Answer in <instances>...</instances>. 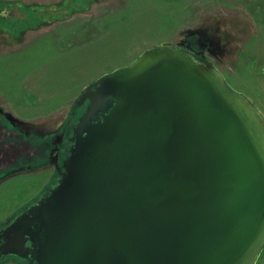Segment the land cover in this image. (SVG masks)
<instances>
[{
	"label": "water",
	"instance_id": "95a60500",
	"mask_svg": "<svg viewBox=\"0 0 264 264\" xmlns=\"http://www.w3.org/2000/svg\"><path fill=\"white\" fill-rule=\"evenodd\" d=\"M178 46L84 89L57 185L16 218L10 251L30 264H257L264 113Z\"/></svg>",
	"mask_w": 264,
	"mask_h": 264
},
{
	"label": "rangeland",
	"instance_id": "374dc122",
	"mask_svg": "<svg viewBox=\"0 0 264 264\" xmlns=\"http://www.w3.org/2000/svg\"><path fill=\"white\" fill-rule=\"evenodd\" d=\"M207 27L232 40L217 67L264 113V0H0V109L19 122L17 130L0 118V139L3 148L13 133L32 143L17 161L0 162L4 173L26 164L0 180V223L56 185L40 146L79 122L87 86Z\"/></svg>",
	"mask_w": 264,
	"mask_h": 264
},
{
	"label": "flooded vegetation",
	"instance_id": "af4514ba",
	"mask_svg": "<svg viewBox=\"0 0 264 264\" xmlns=\"http://www.w3.org/2000/svg\"><path fill=\"white\" fill-rule=\"evenodd\" d=\"M219 26V25H216ZM210 28H204L203 30H192L190 31L186 36H184L179 43H177L179 46L177 47L180 50H184L188 53H191L192 55H195L199 58H202L209 63H211L215 69H217L221 74H223L219 68L217 67L218 62L228 53V44L232 42V40L229 39V37L223 35L220 36V29L219 27L213 30L214 33H209ZM225 77V75L223 74ZM226 79V77H225ZM227 81V79H226ZM228 85L230 86L229 82L227 81ZM231 87V86H230ZM232 88V87H231ZM233 89V88H232ZM236 91V90H235ZM88 106L89 101L85 102ZM87 108V107H86ZM86 110V109H85ZM85 112H83L80 117ZM0 118H5L6 121L12 126L13 129H15L18 126V121H16L12 116H10L7 113L2 112L0 109ZM3 122L0 121V127L2 126ZM79 122L73 126L72 124L69 127V131L66 133L62 132L59 133L55 136V138H52L51 141L47 142L44 140L43 146L44 147L41 151H44L43 157L41 158V163L42 165H50L52 164L53 170H54V175H55V181L56 185L58 182V179L60 178L58 169L63 166L64 161L68 158L70 154V149L74 143V136H75V129L77 128ZM17 130L18 127L16 128ZM0 134H1V128H0ZM10 135V138L6 139L7 141V146L6 148H3L4 140L0 139V162H2L4 159L6 161H17L18 160V154L21 150H26L29 148V145H32V143L24 144L26 143L25 141L21 142L20 141V136L17 135L15 136L13 133V136ZM28 143V142H27ZM21 148V149H20ZM34 158V157H33ZM33 158L28 159L26 163L28 164L27 168H33L34 166V160ZM13 159V160H12ZM32 161L33 163H30ZM19 166L17 168L11 167L7 172L4 173L3 170L0 171V180H3L7 177L13 176L15 173L18 172L20 169H24L26 166ZM53 181V179H52ZM55 185V186H56ZM54 186V187H55ZM52 188L48 189L46 192L42 193L41 195L43 196L44 194L48 193ZM40 197V196H39ZM37 203V202H36ZM35 203V204H36ZM32 204L30 206H27L28 208H25L20 214H18L16 217L12 218L9 220L6 224L0 223V264H4L5 261H14L17 262V264H30L31 263V258L30 256L24 257V253H20L18 251L17 253H13L10 251L12 249L11 247H14V240L19 242V238L12 232L9 234L8 230L12 226V224L15 222L16 218L22 215L23 213L27 212V210L35 205ZM9 234V235H8ZM12 242V246L10 248L8 247L9 243ZM29 242L25 244L26 250L29 249ZM16 249V248H15ZM17 250V249H16ZM22 261V262H20Z\"/></svg>",
	"mask_w": 264,
	"mask_h": 264
},
{
	"label": "crops",
	"instance_id": "0c3cea01",
	"mask_svg": "<svg viewBox=\"0 0 264 264\" xmlns=\"http://www.w3.org/2000/svg\"><path fill=\"white\" fill-rule=\"evenodd\" d=\"M260 264H264V258L262 259L261 263Z\"/></svg>",
	"mask_w": 264,
	"mask_h": 264
}]
</instances>
